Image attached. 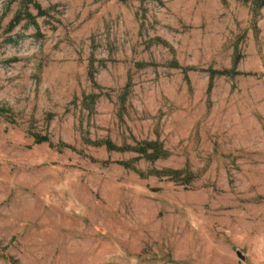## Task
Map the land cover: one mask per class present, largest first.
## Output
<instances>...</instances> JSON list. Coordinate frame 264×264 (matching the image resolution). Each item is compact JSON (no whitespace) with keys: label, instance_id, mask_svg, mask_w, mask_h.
Masks as SVG:
<instances>
[{"label":"rangeland","instance_id":"obj_1","mask_svg":"<svg viewBox=\"0 0 264 264\" xmlns=\"http://www.w3.org/2000/svg\"><path fill=\"white\" fill-rule=\"evenodd\" d=\"M260 2L0 0V264H264Z\"/></svg>","mask_w":264,"mask_h":264},{"label":"water","instance_id":"obj_2","mask_svg":"<svg viewBox=\"0 0 264 264\" xmlns=\"http://www.w3.org/2000/svg\"><path fill=\"white\" fill-rule=\"evenodd\" d=\"M238 253L240 254L241 257L245 258V253L242 252V250H240L239 248L237 249Z\"/></svg>","mask_w":264,"mask_h":264},{"label":"trees","instance_id":"obj_3","mask_svg":"<svg viewBox=\"0 0 264 264\" xmlns=\"http://www.w3.org/2000/svg\"><path fill=\"white\" fill-rule=\"evenodd\" d=\"M260 3H263L264 4V0H261V2Z\"/></svg>","mask_w":264,"mask_h":264}]
</instances>
